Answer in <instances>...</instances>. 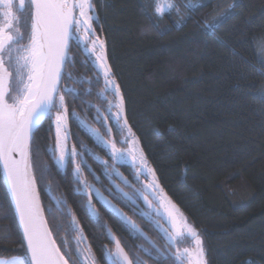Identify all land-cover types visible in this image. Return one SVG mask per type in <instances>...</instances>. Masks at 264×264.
Returning <instances> with one entry per match:
<instances>
[{
    "label": "trees",
    "instance_id": "16d2710c",
    "mask_svg": "<svg viewBox=\"0 0 264 264\" xmlns=\"http://www.w3.org/2000/svg\"><path fill=\"white\" fill-rule=\"evenodd\" d=\"M178 3L183 16L188 12L186 0ZM92 4L94 13L90 14L98 17L93 27L96 35L106 41L109 63L121 85L126 114L129 123L135 125L133 131L139 137L147 165L154 170L167 200L198 234L206 264H264V101L257 98L264 92V66L258 63L264 60V0H211L189 12L192 19L183 27L174 23L179 19L175 10L157 18L155 0H92ZM232 4L238 5L233 15L214 36L205 37L204 22ZM149 17L158 23L159 31L148 24ZM28 24L30 31V21ZM72 52L77 63L68 70L91 78L93 73L79 63L84 54L77 51L75 42ZM85 99L99 103L94 95ZM78 105L76 101L72 106L84 116ZM87 119L99 127L91 114ZM49 125L46 120L34 135L41 148L54 144V128L53 138L48 139ZM68 126L72 133L69 148L77 144L78 137L104 157L72 120ZM32 160L37 166L52 167L53 176L46 177L43 184L59 182L57 194L67 195L73 206L79 197L71 195L69 183L56 174L49 155L34 148ZM88 163L100 175L93 161ZM118 167L131 180L127 167ZM68 172L70 175L71 166ZM88 179L94 182L91 176ZM101 180L103 187H96L107 196L104 189L108 181L104 177ZM143 185L138 182L134 186ZM40 203L45 208L49 204L43 191ZM113 203L128 214L122 204ZM73 212L92 251L101 255L98 246L106 245L108 240L78 207L73 206ZM44 215L51 225V217L47 212ZM101 215L103 220L111 219L103 211ZM130 217L141 219L139 215ZM110 221L108 225L121 238V227ZM139 225L142 229L145 226ZM147 235L153 237V233ZM63 237L61 232L56 238ZM130 240L134 241L129 242L130 248L136 253V245L144 241ZM25 253L0 169V259L23 257Z\"/></svg>",
    "mask_w": 264,
    "mask_h": 264
},
{
    "label": "snow or ice",
    "instance_id": "6c2138e0",
    "mask_svg": "<svg viewBox=\"0 0 264 264\" xmlns=\"http://www.w3.org/2000/svg\"><path fill=\"white\" fill-rule=\"evenodd\" d=\"M210 2L186 0L184 7L188 12L181 16L178 0H155L154 15L159 18L175 10L179 19L174 23L183 27L192 19L189 12ZM237 6L229 5L228 9L205 21L202 34L214 36ZM90 13H94L92 0H19L18 4L15 0H0V168L26 243L25 256L0 260V264H97L73 206L78 207L101 236L114 245L98 246L104 264H147L139 253L156 264L161 261L184 264L186 257L192 264L189 249L178 247L189 236L195 238L197 245L196 264H206L198 234L186 221L180 222L175 205L160 195L156 180H150L142 187L134 186L141 176L147 179L155 172L148 167L143 150L137 148L139 137L133 131L135 125L129 123L126 99L109 63L106 41L96 35L93 27L98 23V17ZM148 24L160 30L152 17L148 18ZM73 42L77 51L84 54L79 63L93 73L91 78L74 75L68 70L74 69L77 63L72 52ZM258 63L264 66V60ZM97 87L99 91H94ZM93 95L98 104L85 99ZM257 98L264 101V92ZM76 101L83 108L84 116L73 108ZM89 114L99 127L88 122ZM45 120L50 122L48 139L53 138L54 128V144L48 143L41 148L36 144L34 132ZM69 120L92 139L107 159L78 137L77 144L68 147L67 142L72 136ZM34 148L36 152L43 150L49 155L57 169L56 174L69 183L71 195L79 197L73 206L69 205L67 195L57 194L59 182L43 184L46 177L53 176L52 167L48 164L37 166L33 162ZM89 160L96 165L100 175L96 174ZM118 165L127 167L131 180ZM88 176L94 182H90ZM101 177L108 181L104 189L107 196L96 187V184L103 187ZM40 191L49 201L46 208L41 206ZM114 200L128 208L133 216L139 215L145 220L164 244L158 245L152 240L140 225L113 203ZM102 211L127 231L130 238L144 241L136 245L135 254L104 222ZM45 212L51 217V225ZM61 232L64 237L58 240L56 237ZM95 242L96 237H93ZM174 247L176 250L172 251ZM245 264L253 262L246 261Z\"/></svg>",
    "mask_w": 264,
    "mask_h": 264
},
{
    "label": "flooded vegetation",
    "instance_id": "af4514ba",
    "mask_svg": "<svg viewBox=\"0 0 264 264\" xmlns=\"http://www.w3.org/2000/svg\"><path fill=\"white\" fill-rule=\"evenodd\" d=\"M155 179L154 176L152 175H149L147 179H145L144 176H141L140 177V181L139 183L141 184H148L150 180H153ZM119 183V182H118ZM159 193L162 197H164L166 200V196L164 195V193L162 192V190H159ZM151 194H149V199H151ZM155 206H158V205H155ZM140 207L143 208L144 207V204L141 203L140 204ZM127 210V215H132V212L128 209V208H125ZM161 211H163V209H161ZM111 219H108V220H104V222H106L107 224L109 223H112L110 221ZM135 221V220H134ZM114 222V221H113ZM136 223L139 222V224H144V228L142 229L146 234H149V233H153V237L151 238L152 240L156 241L158 245H163L164 244V241L162 239H160L159 237V234L154 231V230H151L150 227L146 224L145 220H143L142 218L140 219V221H135ZM115 223V222H114ZM138 224V225H139ZM97 229V228H96ZM98 230V229H97ZM122 230V229H121ZM123 232L121 233V242L122 244H127L129 247H132V244L129 245V242H134V241H131L130 240V237H129V233L127 231H124L122 230ZM109 242V241H108ZM106 245H108L109 247H114V245L110 244V243H107ZM104 246V245H103ZM147 246V245H145ZM178 247L183 250L184 248H188L189 251L192 253L191 255V262L192 264H196V260H195V254L197 253V247H196V243H195V239H193V237H186L185 239L182 240V242L178 245ZM128 250V248H126V251ZM175 247L172 249V251H175ZM94 253V252H93ZM131 253L132 254H135L133 249H131ZM95 256H96V259H97V264H104V260L102 259L101 255L99 254H96L94 253ZM139 255L141 256L142 259H144L145 261H147V264H156L155 261H153L152 259H150L149 257L145 256L143 253H139ZM160 264H171V261H161ZM184 264H189V260L188 258L186 257L185 260H184Z\"/></svg>",
    "mask_w": 264,
    "mask_h": 264
},
{
    "label": "water",
    "instance_id": "95a60500",
    "mask_svg": "<svg viewBox=\"0 0 264 264\" xmlns=\"http://www.w3.org/2000/svg\"><path fill=\"white\" fill-rule=\"evenodd\" d=\"M45 122H46V120L43 122V124H44ZM38 130H39V129H38ZM38 130H36V131L34 132V135L37 133ZM0 169H1V175H2V178H3V181H4V184H5V187H6L7 193H8V195H9V198H10V201H11V204H12V207H13V210H14V213H15V216H16V219H17V222H18V225H19L20 231H21V235H22V237H23V228H22V226H21V224H20V222H19V217H18V215H17V213H16L15 205H14V203H13V201H12L11 194H10V192H9V190H8V185H7L6 178H5L4 174H3L2 168H0ZM157 184H158V183H157ZM158 186H159V185H158ZM159 190H161L160 186L158 187V191H159ZM24 245H25V250H26V243H24Z\"/></svg>",
    "mask_w": 264,
    "mask_h": 264
},
{
    "label": "rangeland",
    "instance_id": "374dc122",
    "mask_svg": "<svg viewBox=\"0 0 264 264\" xmlns=\"http://www.w3.org/2000/svg\"><path fill=\"white\" fill-rule=\"evenodd\" d=\"M137 148L138 149H142L141 148V144H140V141H139V143H138V145H137ZM177 213H178V215H179V218H180V222L181 223H183V222H185V219L181 216V214L177 211ZM193 239H195L194 237H193ZM196 247H197V245H196ZM200 247H201V245H200ZM198 250V249H197ZM11 259V258H10ZM204 259H205V257H204ZM0 260H9V259H0ZM195 260H197V253L195 254ZM206 261V260H205Z\"/></svg>",
    "mask_w": 264,
    "mask_h": 264
}]
</instances>
